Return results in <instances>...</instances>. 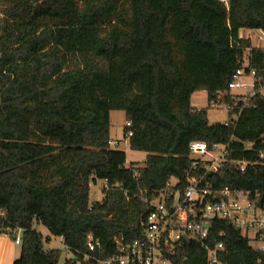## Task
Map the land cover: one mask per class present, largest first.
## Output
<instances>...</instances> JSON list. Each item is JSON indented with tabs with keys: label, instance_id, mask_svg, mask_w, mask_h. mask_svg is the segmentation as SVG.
<instances>
[{
	"label": "trees",
	"instance_id": "1",
	"mask_svg": "<svg viewBox=\"0 0 264 264\" xmlns=\"http://www.w3.org/2000/svg\"><path fill=\"white\" fill-rule=\"evenodd\" d=\"M241 29L264 30V0H0V232L21 234L13 264H61L52 236L74 254L64 264L117 255L118 239L144 235L142 196L201 176L195 140L229 143L228 160L205 181L212 200L230 187L260 192L264 203V96L245 102L230 88L241 68L264 86V48ZM201 90L231 106L228 124L193 107ZM112 110L126 112L125 137L146 152L142 164L127 165L112 147ZM98 179L108 188L91 202ZM90 235L101 241L93 251ZM251 241L229 219H215L208 238L223 242L227 264H264ZM166 258L208 264V248L185 238Z\"/></svg>",
	"mask_w": 264,
	"mask_h": 264
},
{
	"label": "built area",
	"instance_id": "2",
	"mask_svg": "<svg viewBox=\"0 0 264 264\" xmlns=\"http://www.w3.org/2000/svg\"><path fill=\"white\" fill-rule=\"evenodd\" d=\"M256 31L259 32V38L264 40V30ZM260 47L264 48V45ZM244 75L252 77L253 81H242ZM230 88L246 90L247 93H241V97H238L245 102L248 97L256 94L264 96V86L259 89L256 87L254 70L247 74L244 68L239 69ZM218 103L214 102V105ZM227 108L231 110V106L227 105ZM130 125L131 122L127 121L126 126ZM131 135L132 132L129 133V136ZM110 143L112 146L120 144L114 140ZM190 152L193 159L192 169L201 176L190 177L184 189L178 187V179L173 177L168 186L156 192L153 198L146 195L141 197L149 209L143 222V237L131 241L118 239V254L114 257L100 259L85 254L83 261H78L77 264H171L170 259L166 258V252L172 251L176 244L185 238L203 241L208 248V264H227L221 258L225 250L223 242L213 246L208 242L215 219L232 220L242 228L245 235L258 243L256 248L264 250V203L261 193L253 195L251 190H233L226 187L218 193L219 199L212 200L215 193L211 190V185L205 182L209 175L217 173L228 160L229 143H215L210 146L206 141L195 140L190 144ZM261 157L264 160V153ZM237 162L242 170L246 168L247 162ZM104 181V187L108 188V180ZM3 214L0 209V215ZM16 243L21 244L20 234ZM62 243L64 244L63 240ZM100 245L99 239L89 236L90 250L93 251Z\"/></svg>",
	"mask_w": 264,
	"mask_h": 264
},
{
	"label": "rangeland",
	"instance_id": "3",
	"mask_svg": "<svg viewBox=\"0 0 264 264\" xmlns=\"http://www.w3.org/2000/svg\"><path fill=\"white\" fill-rule=\"evenodd\" d=\"M244 37H251L254 44L256 46L264 45V40L259 38V32L256 29H245L243 32ZM249 50L246 52V63L247 57L249 56ZM242 81L250 82L253 81L252 77H248L244 75L242 77ZM233 92L238 93L239 95L247 93L246 90H242L241 88L233 89ZM192 105L197 110L205 109L208 111L209 119L212 124L215 123H226L230 121L231 114L230 109L227 108V105L224 103H218L216 106L214 105V101L210 102L209 95L206 90L197 91L192 96ZM233 118H236L234 115ZM127 122V114L124 110H112L111 111V139L117 142H120L119 145L114 144L112 147L117 150H122L127 153V165H130L131 162H139L142 164L146 159V152L133 150L130 147L129 138L125 137V128ZM105 181L103 179H98L96 182L92 183V189L90 193L91 202L101 201L104 197L103 187ZM39 231L44 235V237L49 234V230L44 226H38ZM21 235V234H20ZM252 235V233H251ZM0 237L5 239V243L8 246H13L14 250L17 253V258H19V254H21L22 245L16 244V241L9 235L0 232ZM48 244V243H47ZM251 245L253 247H258V243L254 240L251 241ZM51 246L60 248L62 250L60 263L64 264L67 258L74 257L72 251H70L66 246L57 239ZM19 252V253H18Z\"/></svg>",
	"mask_w": 264,
	"mask_h": 264
},
{
	"label": "crops",
	"instance_id": "4",
	"mask_svg": "<svg viewBox=\"0 0 264 264\" xmlns=\"http://www.w3.org/2000/svg\"><path fill=\"white\" fill-rule=\"evenodd\" d=\"M245 29H241L240 31V35L241 37H244L243 36V31ZM247 30V29H246ZM49 234H47L48 236ZM57 239H59L60 241H62V237H55V236H52L51 237V241L47 244V247L48 248H53L54 246H51L52 243H54ZM17 244V243H16ZM19 253V252H18ZM20 255V254H19ZM17 259V253L16 251L14 250V247L11 245V246H8L6 245L5 243V239H2L0 237V264H13L14 261Z\"/></svg>",
	"mask_w": 264,
	"mask_h": 264
}]
</instances>
